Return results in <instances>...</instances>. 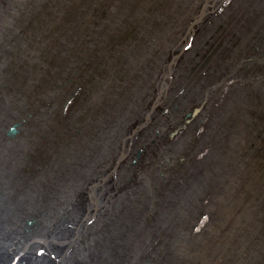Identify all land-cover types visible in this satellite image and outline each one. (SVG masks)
<instances>
[{
  "label": "bare ground",
  "instance_id": "bare-ground-1",
  "mask_svg": "<svg viewBox=\"0 0 264 264\" xmlns=\"http://www.w3.org/2000/svg\"><path fill=\"white\" fill-rule=\"evenodd\" d=\"M36 1L39 0H26L24 3L16 4L12 0H0L1 46L16 38L14 33L19 34V30L25 27L26 17L30 16L29 19L31 17L33 19L37 14L39 6L43 3H36ZM246 1L139 0V2L132 3L129 0L127 3V0H116V2L113 0L110 5L112 8L115 7L112 9L115 17H117L116 8L133 16L136 14V9L140 11L142 8L141 14H137V17L127 18V24L132 21L138 29H142L144 26L149 28V25L152 29L153 22L157 19L160 26L159 29H152V32H155L157 36L153 33L148 37L149 35L146 33L142 37L143 32H141L137 40H129L125 43H120V36L115 34L120 32L121 28L111 26L110 22H107L108 24L104 23L101 29H97V36H86L81 32V28L77 29L79 32L76 34L74 27L79 28L84 21L79 19L80 14H75L79 5L72 2L68 5L67 3H55L57 6L55 5L54 9L56 13H61L62 18L70 7L72 9L71 15L74 16V19H71L73 24L62 26V31L65 32L64 36L67 38L64 37L61 42L70 43L75 53L78 55L82 53L81 56L86 59H92L90 55L98 49L97 58H93L94 69H105V76L100 77L97 73L93 75L95 77L93 79L92 73H90L88 86L91 92L89 94L91 99L94 96L96 97V103L94 102L95 99H92V103L87 101L84 105L79 106L76 113L73 112L72 114L71 112L69 115L70 121L73 120L69 128L73 132H77L75 137L70 136L66 141H63L64 143L50 149L55 137L47 138L48 135L46 136V133L41 129L43 133L35 143L39 146L38 149L41 152H45L43 158L37 156V158H30L27 156L26 165L21 166L19 171L16 170L12 178H3L0 169V259L2 258L0 264H8V261L12 263L11 260L17 257H19V260L16 264H124L123 249H127V245L131 246L136 236L138 240L145 237L144 232H138L137 235H135V232H137L136 225H138L143 211L147 209L146 207L149 208L154 205L151 192L166 193V196L169 195L171 189L175 191L177 196L178 194L181 196L182 201H190L189 221L191 225L189 233L192 234L193 240H197L199 237L208 240V244L206 243L207 251H209L208 261L213 264H264V248L263 252L260 250L261 246L264 247V239L262 240L263 244L257 240L264 237V216H262L264 212H259V215L255 212L260 208L264 209V184L259 183L253 173L248 175V167H246L247 164L249 165L248 154L252 150V146L255 145V148L261 146L260 143L253 144V141H256L255 138H257L254 132L255 127L264 125V93L259 90L260 86L263 85L262 80H264V77L249 69L247 71L237 70L238 72L235 70L253 52H257L255 54H258L260 59V62H257L264 71V28L258 34H255L257 33L255 31L257 26L248 29L242 28V25L246 22L248 25V20H250L248 19V16H250L248 15L249 10L260 6L264 8V0ZM206 3L210 4L207 13L200 21L191 26V34L182 42V34L187 21L189 25L195 22V19L193 21L192 19ZM158 7H160V10L158 9L156 15L152 16V13ZM5 14L8 16L6 23L7 26L9 24V27H5L1 22V18ZM190 17L191 20L189 21ZM260 20L261 25L264 26V19L261 18ZM228 28H231L230 31L222 32V36L232 40L234 44L231 43L232 46L228 47L221 57L218 69L222 73L217 74L213 80H210L211 78L209 79V75H207L204 79L205 82H208V84H205L207 87L203 85L204 81L201 77L192 76L187 78L190 74L187 71V66L195 48H199L200 44L204 40L206 41L208 37L210 38L212 34L219 35V30L227 31ZM230 33H233L234 36L229 35ZM248 33L255 35L256 39L251 41V36ZM237 42L238 46L235 45ZM246 45H252V48L247 49ZM111 46L115 47L114 50L110 49ZM244 48L247 50L243 51ZM182 49L183 51H181ZM179 52H181L179 58L175 62L173 61V64L171 63L172 74L170 73L169 77L167 76L169 80L165 85V89H160L158 80L160 78L163 81L162 77L168 67L164 66V63L168 65L170 57ZM23 58L25 60V54ZM26 60V64L32 65L28 59ZM58 66L62 67L61 64H57L56 68ZM0 70H2L0 73L4 77L6 72L3 69ZM22 73L24 72L20 69L19 74ZM234 74L235 78L239 77L240 79L242 77L247 80L248 84L253 83L250 82L252 77L257 78V81L252 84L250 89L239 87L236 86L235 82H232ZM247 74L250 77L245 76ZM32 80L31 77L26 79L17 78L12 83L15 87L13 88L14 96L11 101L5 102L11 104V102L17 101L16 96L19 91L17 93L15 89L20 84V86L23 85L22 87H28ZM20 81L22 83H19ZM222 83H224L223 86H221ZM120 87L124 89L123 93ZM105 89L107 96H105L106 100L103 101L104 98L98 92ZM83 90H88L85 85ZM159 90L162 96L158 104L154 105L152 95L154 93L158 95ZM210 93L217 95L215 96L216 99L210 101ZM23 94L25 95V93ZM130 94L135 97L141 95L139 96L141 102L138 107L132 109L129 113L124 112L118 122L119 124L112 128L109 126V129L103 133L102 130L107 125L106 123H110L109 110L114 109L115 105L119 103L124 107V111L132 106L128 101L132 99L128 98ZM114 97L119 100V102H114L117 104H113L110 100ZM2 99L4 101L5 96ZM184 101L190 105L187 108L188 112L193 109L202 111L205 106H209L211 111L203 112L199 118L196 117L195 113L191 116L190 112L184 116L181 113L180 119L182 118V121L180 120L178 123L180 124L179 129L188 123V126L192 125L191 130L186 132L188 134L183 135L181 141L176 138L173 145H166L168 147L165 149L158 147L161 151L157 152V160L164 164L162 152H164L163 154L167 152L166 157L168 159L166 161L174 163L175 160L177 162V167L175 168V165L173 171L175 172V169L183 170L181 167L184 166L186 168L183 170L186 172L185 177L184 179L181 178L183 182H177L173 178L169 179L171 172L166 170L165 177H158L157 180V177L155 178L154 175L152 176L150 172H147L150 171L152 159L156 155L152 151V140L156 138L155 145L159 144V139L156 137L159 132V137L163 142V132L159 129L164 123H161L160 119H163L165 113L172 108L171 106L174 103ZM2 103L0 102V105ZM43 104L45 105V103ZM47 106L52 108L53 105ZM47 106H44V109L48 110ZM4 107L0 111V115H3V119H0V127L6 121H8L5 124L6 126L15 124L14 126L17 127L14 120L16 118L12 117L10 119L7 115L9 114V108ZM185 107L182 105L180 111L184 112ZM200 107L202 109H199ZM15 113H20V111ZM142 113H144V116L140 118ZM81 115L88 118L89 121L93 120L96 129L98 128L96 135H102L103 133V143L97 137H91L89 140L88 129L92 126L79 124ZM148 115L149 117L152 115L155 120L151 121V118L148 120ZM174 118H176V115ZM184 120L185 123H183ZM144 122H146L144 126L139 127ZM131 124L132 126L128 127ZM28 125H30L33 133L36 126L32 122ZM65 126L66 124H63L62 127ZM126 127L129 129H126ZM174 130L176 129L173 128L172 131ZM44 136H46V139L43 138ZM20 137L23 138V133ZM31 138L35 140L32 135ZM5 142L7 141L3 139V143ZM82 142L83 144L80 146ZM84 144H90V147L85 148ZM161 145L164 146L165 144L161 143ZM72 152L77 158L71 156ZM121 153L123 154L122 157ZM0 158L3 160L11 159L10 154L7 153L0 154ZM31 163L41 166L40 170L35 171L31 167ZM154 170L156 169L154 168ZM137 175L141 179L137 178V180ZM92 185L95 188L90 191L91 194L87 197V191ZM256 189H259L261 193H258ZM181 191H185L187 194L183 195ZM248 192L256 196L248 200ZM164 199L167 203V198L164 197ZM222 199L228 201L224 200L226 210L217 207L218 201ZM198 203L206 221L200 222L194 218L195 207ZM142 206L143 210L141 211ZM256 214L259 218L255 217ZM114 218H119V221L127 230L128 236L116 235L118 238H111L113 236L114 224L112 220ZM245 219L251 224L250 233L248 234L250 239L244 234L245 227H241V224L244 225ZM256 219L259 221H256ZM116 220L114 219V221ZM26 223H31L34 227L31 225L32 227L29 226L30 228L25 229ZM229 226L234 227L230 228ZM33 228L35 230L32 233ZM59 234L64 240L58 236ZM54 235L55 237H53ZM29 236L34 238L30 241ZM230 236L238 239L236 243L240 245L239 254L224 247L223 242L229 241ZM146 240L148 241V239ZM29 241L35 244L30 243L31 245L26 246L25 243ZM121 241L125 242L126 245L123 246ZM56 246H60L61 249ZM194 249L195 246H191V250ZM26 257L31 259H26ZM140 258L142 259V257ZM140 258L138 259L140 260ZM235 258H237L236 262ZM163 262L165 264V261Z\"/></svg>",
  "mask_w": 264,
  "mask_h": 264
},
{
  "label": "rangeland",
  "instance_id": "rangeland-1",
  "mask_svg": "<svg viewBox=\"0 0 264 264\" xmlns=\"http://www.w3.org/2000/svg\"><path fill=\"white\" fill-rule=\"evenodd\" d=\"M12 1H13V3L17 4V3H24V1H26V0H12ZM104 1L105 0H39V1H36V3H43L41 6H39L38 9H43V10L53 11V12H56L54 7H55V5L57 6V4H55V3H67V5L70 4L71 2L72 3H76L79 6L76 8L75 14H80L79 19H83L84 20L80 24L79 28L78 27H74L75 28L74 32H76V34H77V32H79V30L77 31V29L81 28L80 29L81 32L83 34H85L86 36H88V35H96L97 36L98 35L97 34V29H101V26H103L104 23L108 24L110 22L111 26H113V27L114 26H118V27L121 28L120 32L115 33V34H118L120 36L119 37V40H120L119 42L120 43L121 42L125 43L126 41H129V40H133V41L137 40V38L140 37L139 33H141V32H143L142 37H144V34H146V33L149 35L148 37H150L153 33H155V32H152V29L155 30V29H159L160 28V26H159V24L157 22V19L154 20L155 22H153L154 26H152V29H151L150 25H149V28L144 26V28L138 29L136 27L137 25H133L132 21H129V24H127V22H128L127 18L137 17V14H141L140 11L142 10V8L140 9V11H139V9H136V14H134V16L131 15V14H127L126 11L123 12L121 9L116 8L118 10L115 9V12L117 14L116 15L117 17H115V15H113L114 14V10H112L115 7L112 8L111 5H110V3H112L111 1H113V0H106L105 2ZM130 1H132V3L139 2V0H134V1L130 0ZM244 1L247 2L246 0H244ZM114 2H116V0H114ZM128 2H129V0H127V3ZM107 4L109 5V7H108ZM158 9L160 10V7L155 9V11L152 13V16L156 15ZM39 12L42 13L43 11H39ZM71 12H72V9L70 7L66 11V14H63L64 15L63 16L64 19L61 17V15H60L61 13H59V12L56 13L55 16H54V19L49 20L48 21L49 23L45 26V27H47V29H46L47 31L45 32V35L47 33L52 32L55 35L56 34L63 35V38H64L65 37L64 36L65 32L62 31V26L65 27L66 25L67 26L71 25V23H72L71 19L72 18L74 19V16L71 15ZM248 13H249L248 15H250V16H248L249 17L248 19H250V20H248V25H247V22H246L245 24L242 25V28L243 29L244 28L248 29L250 27L252 28L253 26H257V28L255 30L257 33H255V34H258V32H261L263 30V28H264V26L261 25V23H260L261 22L260 19L261 18L264 19V8L262 6H260L258 8H253V9L249 10ZM121 15L123 16V18H121L122 17ZM198 15H199V13L196 14L195 17H197ZM119 16H121V17H119ZM29 17L30 16L26 17V20L24 22L25 27L23 29L21 28L22 30L21 29L19 30V34H16L17 32L14 33L15 34L14 37H20V38L22 37L23 38L25 36L23 38V40H22V38L20 39V41L22 43V50L19 53L18 57H15L9 51V49L5 48V45H7L10 42H7L6 44H3L2 46L0 45V69H3L6 72V74H4V77H3V74L1 75V73H0V102H3L2 105H0V111H1V109H3L4 106H5L4 108H6V106H7L9 108V112H8L9 114H7V115L10 117V119L12 117H15L16 119H14V120H15L16 124L20 123L22 121V119H24L26 121V117H22V113L21 112L16 114L15 111L17 110L16 112H18L22 108H25V106H26L25 98L27 96L30 97V98L40 96V98L36 102H34L33 100L31 101V103H30V110H31L30 117L28 118L27 123L26 122H21L20 125H18V124L16 125L18 128L15 127V128H17V133L15 135L8 136V135L5 134V131L7 130V128H9L11 125L14 126L13 124H11L9 126H6L5 124L8 121H6V123H4V124H1L3 126L0 127V143H1L0 144V151H1L0 154L7 153V154H10V157H11V159H9V160L4 159L6 161H4L2 158H0L1 159L0 160L1 161L0 162V169L2 171V177L3 178H8V177L12 178V177H14L13 173H15L16 170L19 171V169H21L20 167L23 166L24 164L26 165L27 162H25V161H28L27 156H29L30 158H32V157H35V158L42 157L43 158L44 157L45 152L44 151L41 152V150L38 149L39 146H37L36 143H35L38 139H40L41 133H43V132L46 133V136L48 135L47 138H49V139L52 136L55 137L52 146H50V149L55 148L56 145H60L63 142L62 140L67 137V134H66L65 131L66 130L70 131L71 129L69 127H71L70 125L73 123V120H71L72 122L70 121L69 115H70L71 112L73 114V111H71V108L73 107V104H75V102H76V99L75 100L70 99V95L76 90V84L73 82V79L75 78L74 80L76 81V83L78 82L77 84L80 87L79 93L81 92L80 94L82 96H86V98L83 99V101H81L77 105L78 109H76V111L74 112V113H76L77 110H79V106L80 105H84L87 101L91 102V101H93L95 99L94 102L96 103V97L94 96L92 98L93 99L92 100L91 97H90V94H89V92H91V90H89V86H88V83L90 81V73H92V77H93L94 74H97V73H98L97 75L100 76V77L105 76L104 75L105 74V69H99V68L97 70L94 69L93 58H95V57L97 58V51H99L98 49H96L94 52H92V55H90V56H92V59H86L85 57L81 56L82 53H79L80 55L76 54L75 50H73V48H72L70 43L66 44V43L60 41V43L57 44L56 48L53 49L54 51L52 50L53 52L52 51L48 52V51H44L43 50V45H44L45 41L41 40L40 43L34 44L35 41H39V37L35 38L32 35V31H33L32 27H33V24L35 23L36 14L33 17V19H32V17H31V19H29ZM195 17L192 19V21L195 19ZM87 18L88 19L90 18V19L88 20ZM6 19H8L7 14L2 16V18H1V22L4 24L5 27L7 26ZM9 19H11V18H9ZM252 19H254V20H252ZM62 20H63V22H62ZM117 20H118V22H117ZM190 20H191V17L189 18V21ZM188 25H189V22L187 21V25L184 27V30H183V34H182L183 36H185V34L188 33L187 31H188V28L190 26V25L189 26ZM7 27H9V24H8ZM123 29H125V30H123ZM230 29L231 28H228L227 31H225V30L224 31H220L219 30V32H220L219 35L212 34V36H210V38L208 37L206 39L207 42L204 40L200 44L201 49H200V46L197 49L195 48L194 54H193L192 58H190L191 59L190 63L187 66V71L190 72V74H189V76L187 78H191L192 76H194V77L196 76V77L203 78V80L200 79L202 81H204V79H206L207 75H209V79L211 78L210 80H213V79L216 78V75L221 72L218 68H219V64H220L221 57H222L223 53L228 49V47L232 46L231 43L234 44V42L232 40H228L227 37L224 38L222 36L224 32H229ZM221 30H223V29H221ZM248 34L251 36V37L248 36V37L251 38V41L256 39L255 35L253 36L251 33H248ZM155 35L157 36L156 33H155ZM229 35L234 36L233 33H230ZM235 35H237V34L235 33ZM187 37H188V34L186 35V38ZM33 38H35V41H34ZM45 38H46V36H45ZM65 38H67V37H65ZM0 40H1V35H0ZM225 40H226V42H225ZM256 43H257V41H256ZM212 44H213V46H212ZM235 45L238 46L239 45L238 42ZM251 46L252 45H250V46L246 45L245 47L248 49ZM93 48L95 49V47H93ZM114 48L115 47L111 46L110 49L114 50ZM246 48H244L243 51L247 50ZM123 51H125V50H123ZM197 52H198V54H197ZM255 53H257V52H253V54H251L245 61H243L242 64L241 63L240 64L237 63L239 65L236 67L235 70L236 71L237 70L238 71H241V70H246L247 71V69H249V70H253L254 73H257V74L259 73V74L263 75V77H264V71L260 67L261 65L259 64V62H260L259 55L255 54ZM24 54H25V60L23 58ZM254 57H256V58H254ZM7 59H9L10 61L9 60L7 61ZM26 59H28L32 63V65L34 63L40 62V60L43 61V60L47 59V60H52V61H51L50 64L46 65L45 68H43V70H42V69H38V66H34L33 67L31 64L30 65L26 64L25 63V62H27ZM257 61H259V62H257ZM83 63H85V64H83ZM57 64H61L62 67L60 68V66H58L56 68ZM215 65H217V66H215ZM164 66H168V65L166 63H164ZM204 67H205V69H204ZM213 68H215V69H213ZM20 69L24 73L19 74ZM0 72H2V70H0ZM84 72H85V74H84ZM208 72H209V74H208ZM67 74H69V75L65 76ZM80 74H82V76H79ZM235 74L233 75V77L235 76ZM14 76L16 77L15 79H14ZM29 76L33 80H32V82L30 83V85L28 87L27 86L26 87H22L23 85L20 86L21 84L18 85L19 83H22L20 81L17 84L18 87L15 89L17 93L19 91V94H20V92L22 91L23 93H25V95L21 92L20 96H19V94H17V96H16L17 101H15L14 103L11 102V104H9L8 102H5V101H11V98L14 96V89L13 88H15V87L12 85V83L17 78L18 79H21V78L26 79V78H30ZM88 76H89V79H88ZM245 76L250 77V75H248V74L245 75ZM71 79H72V81H71ZM93 79H95V77H93ZM242 79H244V78L241 77L239 79V77L238 78L234 77V78H232V82H235L236 86L250 89L252 87V84H254L257 81V78H253L252 77L251 78L252 80L250 82L251 83L253 82V83L252 84H248L247 80H245V79L242 80ZM68 80H70L69 82H71L72 86L69 88L70 91L68 90V92H67L68 97L65 98L66 97V95H65V91L66 90H65L64 85H65L66 81H68ZM262 81H263V85L260 86L259 90L262 91V93H264V80H262ZM167 82H168V79L165 80V85L167 84ZM205 84H208V82L204 81V84H203L205 87H207V85H205ZM84 85L88 89L87 91L83 90V86ZM223 85H224V83L221 84V86H223ZM103 88H105V86H103ZM92 89H93V87H92ZM122 89L123 88L120 87V90L123 93L124 89L123 90ZM27 92H28V94H27ZM251 92L253 93L252 90H251ZM61 93H63V94L61 95ZM98 94L100 96L102 95V98H104V100L102 98H100L101 100H103V101L106 100L105 99V96H107L106 95V89L104 91H99ZM72 95H74V94H72ZM154 95H155V93L152 95V99H154ZM210 95H211V97H209L210 101L214 100V98L216 99L215 96H217V95H214V93H210ZM3 96H5V100L4 101L2 99ZM132 96L133 95L130 94V96L128 97V98H132L131 100L130 99L128 100L129 103L132 106L130 108H128L126 111H124V107H122L121 103H119V104L114 103L115 101L119 102V100L117 98L114 97L115 99L114 98L110 99V100H112L113 104H117V105H115V108L114 109L112 108L111 111L109 110L108 117H110V121H109L110 123H106L107 125L105 124L106 126L102 130L103 133H105L109 129L108 128L109 126L112 128L116 124L118 125L119 124L118 122L122 118L124 112L125 113H129V112L132 111V109H135V108L138 107L139 103L141 102V97H139L141 95H139L138 97L133 96L134 98ZM22 97H24V98H22ZM68 101H70V103H68ZM121 102H124V101H121ZM43 103H45V105ZM186 103L187 102H185V101L184 102H176V103H174L171 106L172 108L168 109V111L165 113V115L163 116V119H160L161 123H164L159 129V131L163 132V135H162L163 142L161 141V139L159 137V132L156 135V137L159 139L158 140L159 144L155 145L156 138H154L155 140H152L153 141V149H152V151L155 152L156 155L152 159V167L149 169L150 171H147V172H150L152 174V176L154 175L155 178L157 177L156 178L157 180H158V177H161V178L165 177L164 175H165V173L167 171L171 172L169 179L173 178L174 180H177V182H180V181L183 182V180H181V178L184 179V177H185V173L186 172H184L183 170L186 169V168L184 166H182V167L180 166L183 170H181V169L176 170L175 169V172H174L173 171V167L175 165H176L175 168L177 167V162L174 160V163L173 162L169 163L168 160L166 161V159H168L166 157V153L167 152L165 154H163L164 152H162V155H163L162 157L164 158L165 162H164V164H161L157 160V154H158L157 152L161 151V150H159L160 148H163V149L167 148L168 146H166V145H170V144L173 145L175 143V141H176V138H177V140H180L183 137L184 134H188V133H186L188 130L189 131L191 130L192 125L188 126L189 125L188 123L186 125H184L183 127H181L180 129H179L180 124H178L180 122V120L182 121V118L180 119L181 113L184 116L185 114L190 112V116H191L193 113H195L198 110V109H193V110L188 112L187 108L190 107V105L186 104ZM5 104H7V105H5ZM12 104H13V106H12ZM68 104H71V105L68 106ZM47 105H49V106L53 105V106H52V108H50ZM55 105H57V106H55ZM182 105L186 106L184 108V110H183L184 112L180 111V109H182L181 108ZM1 106H2V108H1ZM44 106H47L48 110L44 109ZM177 109H179V110H177ZM199 109H202V107H200ZM209 110L211 111L210 107L209 106H205L202 111L201 110L197 111L198 113H196L195 115H196L197 118H199L203 112H207ZM177 111L178 112L180 111V112L178 113ZM175 115H176V118H174ZM8 116H7V118H8ZM143 116H144V113H142L140 115V118L141 117L143 118ZM150 118H151V121L155 120V118H153L152 115L150 116ZM0 119L1 120L3 119V115H0ZM17 119H18V121H17ZM30 122H32L36 126V130L33 131V133H32L30 125H28ZM62 123L66 124V126L62 127V125H63ZM78 123L79 124H81V123L82 124H88V126H92L91 130L88 131V134L90 135V137H88V136L87 137L90 140L91 137L95 136L98 139H100L102 141V143H103V136H102L103 133L101 132L102 135H96V133L98 131V128L96 129V125L93 122V120L89 121L88 118H86V117L81 115V117H79V122ZM183 123H185V120L183 121ZM176 124H178V125H176ZM41 125H42V127H40ZM53 125L56 126V127L54 126L55 129L53 128ZM130 126H132V124L129 125L128 127H130ZM262 126L263 125H260V127H262ZM128 127H126V129ZM258 127H259V125H258ZM173 128H175L176 130L172 131ZM41 129H43V132H41ZM63 129H65V131ZM22 133H23V138L20 137V135H22ZM48 133L50 134V136H49ZM175 133H177V135H175ZM76 134H77V132H75L74 135L71 136V137H75ZM31 135L33 137H35V140H32ZM46 136H44L43 138L46 139ZM167 136L169 137V139H168ZM261 136H262V138L264 137V130L261 132ZM18 138H20V139H18ZM3 139L6 140L7 142L3 143ZM261 140L263 141L262 143H261ZM39 143H40V140H39ZM119 143H120V141H119ZM161 143H164L165 145L162 146ZM255 143H260V145L261 146L263 145V146L262 147L259 146V148H255L256 146L254 145L252 150L248 154L249 155V165L248 164L246 165V167H248L247 173H248V175H250V173H253L255 178H257L258 182L264 184V160H263L264 158L263 159L262 158L259 159V158H256V155H255L256 152L258 153L259 149H260L259 152H261V153L264 152V138L263 139L260 138V139H258L256 141H253V144H255ZM82 144H83V142L80 144V146H82ZM1 145H3V146H1ZM89 145L90 144H84V147L85 148H89L90 147ZM158 147H160V148H158ZM30 152H33V153H30ZM34 154H35V156H34ZM71 156L77 158V156H74L73 152L71 153ZM35 158H33V159H35ZM18 162H20V163H18ZM244 162L248 163L246 161H244ZM12 163H13V165H12ZM154 163H155V165H153ZM239 163H240V161H239ZM4 165H5V167H4ZM138 165H139V162H138ZM240 165H241V163H240ZM154 166H156V167H154ZM31 167L34 168L35 171H39L41 166H38V164H32ZM31 167L29 166V168H31ZM154 168L156 170H154ZM177 172H178V174H177ZM137 178H140V177H138V175H137L136 179ZM125 179H127V178H125ZM126 182L130 183L131 181L130 182L126 181ZM256 191L258 193H261L259 189H256ZM181 193L183 195L187 194L185 191H181ZM151 194H152V197L154 198V205L149 207V208L146 207L147 209L143 211V214L141 216L142 219L140 218V221L138 223L139 226L136 225L138 229H137V232H135L136 233L135 235H137L138 232H144L145 237L142 238V239L139 238V240H138L137 236H136V238H135V240H133V243H132L131 246L127 245V249L123 247L124 248L123 249V251H124V253H123L124 254V259H123L124 264H135V263L136 264H157V263L158 264H164L163 261H165V264H168V263L169 264H171V263L172 264H213L210 261H208V259H207L209 251H207L206 243L208 242V240H205L204 238H201V237H199L201 239L197 238V240L196 239L193 240L192 234L189 233V229H190V225H191L190 221H189V218H190V201L189 202L186 201V200H185V202L182 201L181 200V196L178 193H177L178 194V196H177L175 194V191L172 190V189H171V192L169 193V195H166V196H165L166 193H162V192H161V194L160 193L158 194V193H155V192H151ZM157 195H158V197L156 198ZM255 196H256L255 194H251L250 192H248V200H251L252 197H255ZM164 197L167 198V203H165L166 200L164 199ZM224 200L227 201L226 199L219 200L217 207H220V209L226 210V205L224 204V202H225ZM142 210H143V206L141 207V211ZM255 212L258 214L259 212H264V209L260 208L258 211H255ZM194 213H195V216H194L195 219H197L200 222L206 221L204 214L199 209V203L196 204ZM257 214L255 215V217L259 218L258 217L259 214L258 215ZM262 216H264V215H262ZM114 219L115 220L117 219V220L114 221ZM114 219L112 220V222L114 224L113 225L114 229L112 231L113 236L111 238H113V237H115V239L118 238L116 235H118V236L121 235V237H124V235L128 236V234L126 233L127 230H125V228L123 227L122 222L119 221V218H114ZM256 221H259V220L256 219ZM26 224L27 225H26L25 229H27L29 226L30 227L33 226L31 223L30 224L26 223ZM243 224L244 225L241 224V227L242 228L245 227V233L244 234L249 238L248 234L250 233L249 230L251 229V224L248 223V221H246V219L244 220ZM207 227H209V226H207ZM229 227L233 228L234 226H229ZM35 228H36V230H38L37 227H35ZM35 228H33L32 233L34 232ZM145 228H147V229L145 230ZM116 229H118V230H116ZM141 229H142V231H141ZM129 232H133V231H129ZM55 235L53 237H55ZM60 235L61 234H59L58 236L61 237L64 240V238L62 236H60ZM135 235H132V236H135ZM231 237L232 236H230V240L229 241L223 242V244H225L224 247L231 249L236 254H239L240 245H238L236 243V241L238 239L235 238V237H232V238ZM29 238H30V241H31L34 237H30L29 236ZM174 238H175V240H174ZM146 239H148V241ZM231 239L233 241H235V242H233ZM263 239H264V237H261V238H258L257 240L262 242L261 244H263V241H264ZM30 241L25 243V245L29 246L31 244L32 245L35 244V243H31ZM189 241H190L191 244L189 243ZM121 243L123 244V246L126 245V243L123 242V241H121ZM121 243H120V245H121ZM191 246H193V247L195 246V249H194L195 251L191 250ZM56 247L61 249L60 246H56ZM180 247H182V248H180ZM128 248H129V250H128ZM130 248L131 249L133 248L134 250H131ZM260 248H261L260 250L263 252V248L264 247L261 246ZM179 249H181L182 251L179 250ZM177 253H179V254H177ZM165 254H166V256H165ZM158 256H159V259H158ZM140 257H142L143 260ZM138 258H140V260ZM1 259H0V262H1ZM26 259H31V258L26 257ZM26 259H24V260H26ZM18 260H19V257L15 258L14 260H11V261H13L12 263L10 261H8L9 262L8 264H13V263L16 264V263H18ZM131 260L134 261V262H132ZM236 260H237V258H235V262H236ZM258 262H260V261L258 260Z\"/></svg>",
  "mask_w": 264,
  "mask_h": 264
},
{
  "label": "flooded vegetation",
  "instance_id": "flooded-vegetation-1",
  "mask_svg": "<svg viewBox=\"0 0 264 264\" xmlns=\"http://www.w3.org/2000/svg\"><path fill=\"white\" fill-rule=\"evenodd\" d=\"M39 11H43L42 13L41 12H39ZM55 14H56V12H53V11H47V10H43V9H38L37 10V14H36V19H35V23L33 24V27H32V29H33V31H32V35H33V37H35V38H38L39 37V41H35V38H34V41H35V44L36 43H40V41L42 40V41H45L44 42V45H43V50L44 51H52L53 49H55L56 48V46H57V44L58 43H60V41H61V39L63 38V35H60V34H54V33H52V32H50V33H47L46 35H45V32L47 31L46 29H47V27H45L49 22V20H52V19H54V16H55ZM45 36H46V38H45ZM48 37H50V38H48ZM135 38V37H134ZM51 44V45H50ZM5 48L6 49H9V51L15 56V57H18L19 56V53L21 52V50H22V43H21V41H20V37H16V38H13L11 41H10V43H8L7 45H5ZM51 61L52 60H43V61H41L40 60V62H37V63H34L32 66L34 67V66H38V69H42L43 70V68H45V66L46 65H48V64H50L51 63ZM174 60H173V56L172 57H170V60H168V67H167V69H166V71H165V73H167V74H165L164 73V75H163V77H162V80L163 81H161V79L159 78V80H158V82H159V86H160V89H162V88H164L165 89V80L166 79H168L169 80V75H170V73L172 72V69H171V67H172V65H171V63L173 64L174 62H173ZM169 64H170V66H169ZM172 74V73H171ZM79 76H82V74H80ZM168 76V77H167ZM73 82L76 84V90L72 93V94H74V95H70V99H72V100H75V99H77L76 100V102H75V104L73 105V107L71 108V111H73V112H75L76 111V108H77V105L81 102V101H83V99H85V97L86 96H82L80 93H79V91H80V87H79V85L76 83V81L73 79ZM164 87H163V86ZM158 86V87H159ZM64 87H65V95H66V97L65 98H67L68 97V95H67V92H68V90H69V88L71 87V82H69V81H66V83H65V85H64ZM70 91V90H69ZM63 93H61V95H62ZM155 96V98L153 99V103H154V105H157L158 104V101L160 100V98H161V93H160V90H159V92H158V95H154ZM159 97V98H158ZM40 98V96H37V97H32V98H30V97H28L27 96V98H25V100H26V106H25V108H22L21 110H20V112L22 113V117H26V121L24 120V119H22V121L21 122H27V120H28V118L30 117V103H31V101L33 100L34 102H36L38 99ZM24 100V101H25ZM68 103H70V101H68ZM71 104H68V106H70ZM198 111V110H197ZM16 112V111H15ZM194 114V113H193ZM192 114V115H193ZM260 114H261V112H260ZM42 116V115H41ZM149 115H148V120H149ZM21 122L20 123H17L18 125H20L21 124ZM146 122H144L142 125H140L139 127H143L144 126V124H145ZM13 125H15V124H13ZM63 126V125H62ZM12 128H14V130H15V134L17 133V128H15V126H10L9 128H7V130L5 131V134L6 135H8V136H11V134H9V132H10V130L12 129ZM91 128L92 127H89V129H88V131L89 130H91ZM63 130H65V129H63ZM264 130V125L262 126V127H256L255 129H254V132H255V134H256V140H258V139H260V138H262V136H261V132ZM66 132V134H67V137L65 138V139H63L62 141H66L70 136H73L74 135V133L75 132H72V130H70V131H65ZM14 134V135H15ZM13 136V135H12ZM95 137V136H94ZM93 138V137H92ZM263 139V138H262ZM62 143H64V142H62ZM261 143H262V141H261ZM253 147V146H252ZM260 150V149H259ZM259 150H258V153L256 152L255 153V155H256V157L257 158H264V152L263 153H261V152H259ZM123 153V152H122ZM121 153V157L123 156V154ZM120 157V158H121ZM95 187H94V185H92L91 186V188L89 187V189H88V191H87V197L91 194L90 193V191L92 190V189H94ZM90 204H91V196H90Z\"/></svg>",
  "mask_w": 264,
  "mask_h": 264
},
{
  "label": "water",
  "instance_id": "water-1",
  "mask_svg": "<svg viewBox=\"0 0 264 264\" xmlns=\"http://www.w3.org/2000/svg\"><path fill=\"white\" fill-rule=\"evenodd\" d=\"M209 5H210V4L206 3V4H204V5L202 6V8H201V10H200V12H199V15H198L197 17H195V22H193V23L189 26L188 31H187L188 33H186L185 36H183V41H182V42H184V41L186 40V35H187V34H188V36L191 34V32H190V30H191V26H193V24H195L196 22L200 21V20L203 18V16L205 15V13H207V9H208V6H209ZM187 38H188V37H187ZM183 49H184V48H183ZM183 49H182L181 51H183ZM180 54H181V52H179L178 54L173 55V60L176 61V60L179 58ZM196 113H197V111L195 112V114H196ZM9 134H11V135H14V134H15V130H14V128H12V129L10 130Z\"/></svg>",
  "mask_w": 264,
  "mask_h": 264
}]
</instances>
